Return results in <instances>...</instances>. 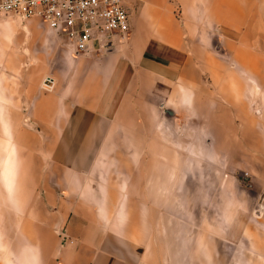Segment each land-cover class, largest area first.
Wrapping results in <instances>:
<instances>
[{"label":"crops","instance_id":"0c3cea01","mask_svg":"<svg viewBox=\"0 0 264 264\" xmlns=\"http://www.w3.org/2000/svg\"><path fill=\"white\" fill-rule=\"evenodd\" d=\"M145 1L127 0L134 11L130 12L128 44L117 46L116 39L100 54H76L57 31L35 22L40 28L21 34V38H30L29 55L12 51L10 46L9 60L0 63L4 147L27 149L24 157L35 165V180L45 181L46 201L54 204L47 221L54 232L48 241L39 235L41 222L25 221L22 228L31 236L29 246L18 252L19 264H133L114 252L115 227L103 229L100 174L111 173L109 183L115 186L121 179L118 167L105 166L120 165L121 170L131 166L139 174L145 164L148 196L155 198L157 180L166 186L172 164L187 158L173 159V149L188 153L187 135L175 129L173 122L181 123L188 115L190 73L194 69L196 74L201 66L195 65V59L203 60L183 52L182 38L193 32L170 19L166 1ZM195 19L201 27H239L246 16L236 0H203ZM260 22L262 36L264 23ZM201 30L199 35H204L206 30ZM228 32L234 37L247 35L246 31L240 35L239 29ZM163 41L168 48L158 45ZM231 48L236 51L235 45ZM25 58L31 62H23ZM47 78L51 79L50 90L43 86ZM233 97L228 100L234 101ZM14 156L1 167L3 179H17ZM199 156L196 152L195 157ZM151 203L149 199L155 222L156 208ZM61 228L67 234L64 242L55 234ZM59 242L62 247L57 248Z\"/></svg>","mask_w":264,"mask_h":264},{"label":"rangeland","instance_id":"374dc122","mask_svg":"<svg viewBox=\"0 0 264 264\" xmlns=\"http://www.w3.org/2000/svg\"><path fill=\"white\" fill-rule=\"evenodd\" d=\"M165 1L170 19L193 32L183 36V52L203 60L195 59L196 66L201 64L196 74L189 65L193 80L187 87L188 115L181 123L173 122L175 129L187 135L188 145L187 154L173 149V159L187 158L172 164L166 186L157 180L155 198L148 196L145 164L139 174L131 166L122 170L120 165L105 166L118 167L121 179L112 186L111 173L100 174L103 229L115 227L114 252L133 264H264V35L258 33L260 20L264 23V0H236L246 16L237 28L223 24L201 27L195 18L203 0ZM129 11L133 14V6ZM35 22L43 24L39 17H0L1 64L9 60L10 46L12 51L29 55L30 38H21V34L40 28ZM201 29L206 30L204 35H199ZM237 29L247 35L226 34ZM131 35L132 30L117 46L130 43ZM158 45L169 46L164 41ZM104 50L95 47L88 53ZM23 62L31 61L25 58ZM45 81L44 88L50 90ZM231 95L234 101L228 100ZM3 125L0 115V264H19L18 252L29 246L31 236L22 228L25 221L41 222L39 235L48 241L53 229L47 221L54 204L46 201L45 181L35 180V165L24 157L27 149L4 147ZM10 155H18L12 157L17 166L14 180L3 179L1 169ZM50 185L57 188L53 182ZM149 199L155 204V222ZM85 201L90 203L88 198ZM55 234L66 241L65 228ZM56 245L62 247L60 242Z\"/></svg>","mask_w":264,"mask_h":264},{"label":"built area","instance_id":"2783aa9c","mask_svg":"<svg viewBox=\"0 0 264 264\" xmlns=\"http://www.w3.org/2000/svg\"><path fill=\"white\" fill-rule=\"evenodd\" d=\"M1 16L39 17L77 54L123 42L131 30L127 0H0Z\"/></svg>","mask_w":264,"mask_h":264},{"label":"water","instance_id":"95a60500","mask_svg":"<svg viewBox=\"0 0 264 264\" xmlns=\"http://www.w3.org/2000/svg\"><path fill=\"white\" fill-rule=\"evenodd\" d=\"M50 83H51L50 80L45 81V85H50Z\"/></svg>","mask_w":264,"mask_h":264}]
</instances>
